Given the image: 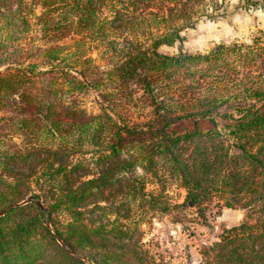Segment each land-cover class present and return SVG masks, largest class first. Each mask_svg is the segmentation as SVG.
I'll return each instance as SVG.
<instances>
[{
    "label": "trees",
    "instance_id": "16d2710c",
    "mask_svg": "<svg viewBox=\"0 0 264 264\" xmlns=\"http://www.w3.org/2000/svg\"><path fill=\"white\" fill-rule=\"evenodd\" d=\"M227 7L0 0V210L32 198L0 216V264H170L141 241L145 214L188 206L205 221L213 205L246 218L200 264H264V30L204 53L158 51ZM91 43L102 66L85 57ZM89 90L97 113L79 102Z\"/></svg>",
    "mask_w": 264,
    "mask_h": 264
},
{
    "label": "rangeland",
    "instance_id": "374dc122",
    "mask_svg": "<svg viewBox=\"0 0 264 264\" xmlns=\"http://www.w3.org/2000/svg\"><path fill=\"white\" fill-rule=\"evenodd\" d=\"M225 12L224 16L215 19H200L194 28L181 31V41H175L172 45L162 44L158 51L167 54H175L179 50L204 53L220 42L249 41L252 34L264 30V7L245 10L239 7L238 0H228ZM72 41L67 37L61 43L70 45ZM139 41L143 40L140 38ZM85 42L87 45L91 41L85 39ZM90 46L85 57H91L94 64L102 66L100 49L96 43ZM78 99L87 112L97 113L100 110L97 103L99 97L95 92H82ZM219 111L223 112V104ZM147 187L152 188L151 185ZM167 193L172 204L184 199V190L176 184L170 185ZM33 194H37V191H33ZM205 216L203 221L196 209L188 206L167 213L147 212L139 224L140 239L151 252L170 264H200L201 248L217 240L223 228L237 225L246 218L241 208L215 205L209 207Z\"/></svg>",
    "mask_w": 264,
    "mask_h": 264
},
{
    "label": "water",
    "instance_id": "95a60500",
    "mask_svg": "<svg viewBox=\"0 0 264 264\" xmlns=\"http://www.w3.org/2000/svg\"><path fill=\"white\" fill-rule=\"evenodd\" d=\"M32 198L31 197H28L26 198L25 200L21 201V202H18V203H15V204H12V205H9L5 208H3L2 210H0V216L4 215L8 210H10L11 208L15 207V206H19V205H22L24 203H27L31 200Z\"/></svg>",
    "mask_w": 264,
    "mask_h": 264
}]
</instances>
